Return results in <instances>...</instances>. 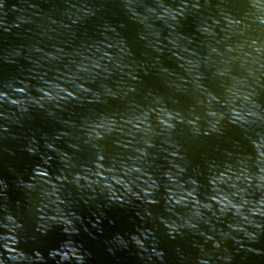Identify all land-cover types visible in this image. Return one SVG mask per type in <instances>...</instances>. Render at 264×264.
<instances>
[{"label": "water", "instance_id": "1", "mask_svg": "<svg viewBox=\"0 0 264 264\" xmlns=\"http://www.w3.org/2000/svg\"><path fill=\"white\" fill-rule=\"evenodd\" d=\"M0 264H264V0H0Z\"/></svg>", "mask_w": 264, "mask_h": 264}]
</instances>
